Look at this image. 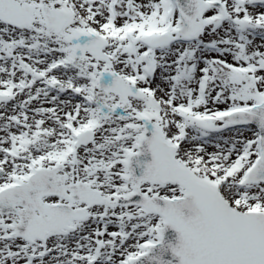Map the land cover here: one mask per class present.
I'll use <instances>...</instances> for the list:
<instances>
[{
	"label": "snow or ice",
	"instance_id": "1",
	"mask_svg": "<svg viewBox=\"0 0 264 264\" xmlns=\"http://www.w3.org/2000/svg\"><path fill=\"white\" fill-rule=\"evenodd\" d=\"M0 264H264V0H0Z\"/></svg>",
	"mask_w": 264,
	"mask_h": 264
}]
</instances>
